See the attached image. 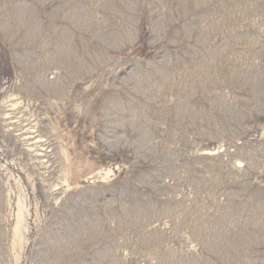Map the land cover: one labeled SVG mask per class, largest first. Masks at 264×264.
Wrapping results in <instances>:
<instances>
[{
  "label": "rangeland",
  "instance_id": "374dc122",
  "mask_svg": "<svg viewBox=\"0 0 264 264\" xmlns=\"http://www.w3.org/2000/svg\"><path fill=\"white\" fill-rule=\"evenodd\" d=\"M0 264H264V0H0Z\"/></svg>",
  "mask_w": 264,
  "mask_h": 264
}]
</instances>
